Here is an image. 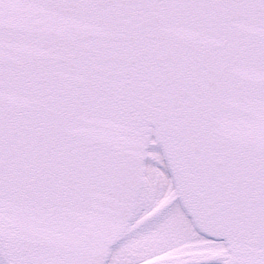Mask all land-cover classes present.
<instances>
[{"label": "snow or ice", "instance_id": "snow-or-ice-1", "mask_svg": "<svg viewBox=\"0 0 264 264\" xmlns=\"http://www.w3.org/2000/svg\"><path fill=\"white\" fill-rule=\"evenodd\" d=\"M0 264H264V0H0Z\"/></svg>", "mask_w": 264, "mask_h": 264}]
</instances>
